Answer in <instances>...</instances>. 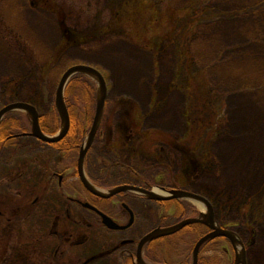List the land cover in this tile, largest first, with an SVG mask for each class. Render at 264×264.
<instances>
[{
    "label": "flooded vegetation",
    "instance_id": "af4514ba",
    "mask_svg": "<svg viewBox=\"0 0 264 264\" xmlns=\"http://www.w3.org/2000/svg\"><path fill=\"white\" fill-rule=\"evenodd\" d=\"M28 3L37 10L56 13L54 0H28ZM60 29L69 43L77 44L81 37L87 39V31L73 30L63 20ZM0 33L4 38H21L19 29L1 11ZM163 36L160 34L157 38L163 39ZM144 38V49L147 43L157 41L152 40L155 34L150 29ZM188 77V84H196L198 75ZM177 82L173 80L171 89L177 88ZM119 102L120 107L104 111L83 162L84 177L103 196L93 193L81 181L78 160L89 134L86 128L81 129L79 144L57 147L59 142L50 144L36 138L31 127L3 128L7 115L3 118L0 124V264H178L176 259L185 264L186 259L179 256V245L184 241L181 238L190 234L199 236L197 244L213 232L212 223L203 215H211L215 226L230 231L235 241L224 236L206 241L200 248L198 264H202L205 255L213 258L218 255L222 243L226 245L221 250L228 264H264L263 250L259 253L255 248L258 245L263 248L258 244L255 223L235 224L238 219L224 222L219 216L222 206L224 211L237 209L247 214L264 206V189L247 191L258 180L256 161L250 160L248 164L245 161L239 175L237 171L229 178L231 181L223 195L216 192L215 182L221 181V167L212 153V145L220 134L213 131L208 106L194 100L193 106L189 105L183 114L185 133L175 136L169 131H150L144 124L148 116L139 115L124 99ZM39 115L41 124L43 114L39 112ZM70 118L71 131V112ZM41 128L45 134H51L42 125ZM213 132L215 137L211 138ZM99 138L102 151L94 153L95 141ZM42 146L49 149L43 152ZM76 152L79 153L74 165L71 157ZM236 165L237 162L233 168ZM121 187L138 190L108 195ZM157 190L164 194L159 195ZM171 191L200 196L210 210L183 206L182 201L188 199L165 200ZM144 192H153L161 199ZM217 196L218 201L225 196L220 207H217ZM102 214L113 221L114 227L105 222ZM259 215L264 218V211H259ZM170 218L174 222L162 223ZM188 219L202 222L141 245L153 231ZM240 227H247L248 238L238 237L236 230ZM69 253L77 260H67Z\"/></svg>",
    "mask_w": 264,
    "mask_h": 264
},
{
    "label": "rangeland",
    "instance_id": "374dc122",
    "mask_svg": "<svg viewBox=\"0 0 264 264\" xmlns=\"http://www.w3.org/2000/svg\"><path fill=\"white\" fill-rule=\"evenodd\" d=\"M126 1L54 0L56 13H47L32 8L28 0H0L1 15L21 33L19 40L4 38L0 33V108L33 100L43 116L48 114L45 121L49 128L58 131L54 101L60 79L73 65H89L98 69L107 82L104 111L120 107L119 100L124 99L139 115L148 116L144 124L152 132L169 131L182 136L186 108L193 106L194 100L206 104L213 131L220 134L211 135L215 137L212 153L222 172L221 181L215 182L216 192L223 195L229 178L237 171L239 175L245 161L248 164L250 160L256 161L259 176L257 185L247 191L264 189V0H154L158 14H166V19L163 15L154 17L159 18L158 23H153L154 13L147 11L133 22L130 7L124 6ZM170 8L185 12L184 18L169 21ZM116 10L121 14L117 18L113 16ZM189 10L192 15L187 13ZM62 20L73 30L87 31V39L81 37L77 44L69 43L60 29ZM149 26L155 27L152 40L157 41L147 43L144 49ZM160 34L163 39L157 38ZM167 34L171 40H167ZM193 74L198 77L191 85L188 76ZM87 78L94 84L96 101L90 103L89 89L82 82L72 88L69 100L78 128L89 132L92 124L85 113L90 104L89 112L95 115L98 86ZM173 80L178 81L175 90L171 89ZM12 125L14 129L29 128L30 122L26 116L24 120L16 117ZM95 147L94 153L102 151L100 138ZM47 149L42 146L43 152ZM78 153L71 157L74 165ZM224 198L218 201L217 196V207ZM182 205L193 207L198 202L184 200ZM224 210L220 207L219 216L224 222L238 219L235 224L255 223L258 244L263 245L255 248L264 252V218L259 217L264 206L250 214ZM236 233L242 239L250 236L247 227H240ZM181 239L179 256L183 255L185 264H192L199 236L190 234ZM222 247L218 255H205L201 263L228 264ZM66 258L77 260L71 253ZM175 262L182 263L177 259Z\"/></svg>",
    "mask_w": 264,
    "mask_h": 264
},
{
    "label": "water",
    "instance_id": "95a60500",
    "mask_svg": "<svg viewBox=\"0 0 264 264\" xmlns=\"http://www.w3.org/2000/svg\"><path fill=\"white\" fill-rule=\"evenodd\" d=\"M78 74H83V75L88 76L89 78L93 79L98 86V99H97L96 113H95V117H94V121H93L91 130H90L88 137H87V141L82 146V148L80 150V155H79V160H78V169L80 171V177H81L82 183L89 190H91L93 193H95L99 196H103L102 193H100V192L96 191L94 188H92L90 183L84 177V172H83L84 157H85V154H86L88 147L91 145V143H92V141H93V139H94V137L98 131L100 121H101V118H102V115L104 112V108H105L106 98H107V83H106L104 75L98 69L91 67L89 65L79 64V65H74V66L68 68L65 71V73L62 75L60 82H59V85L57 87L56 98H55V107H56V110H57L58 115H59L60 120H61V129L59 130V132L57 134H55L53 136L45 134L41 128L40 115H39L38 111L36 110V108L34 106H32L28 103H24V102H14V103L8 104L4 108L0 109V124H1V121L3 120V118L7 114H9L11 112H23V113L27 114V116L30 120V123H31L32 134L36 138H38L39 140H41L45 143H50V144H54V143H58V142L62 141L67 136V134L69 133L70 127H71L70 113H69L68 107H67L66 102H65V90H66V87H67L69 81L74 76H76ZM124 190H138V189L132 188V187H121V188H118V189H115V190L108 192L109 193L108 195H114L115 193H118V192L124 191ZM144 193H147L148 195H150L154 199H161V198L157 197L153 192H151V193L144 192ZM169 195L170 196L168 198H166L165 200H170V199L197 200V201H200V202L206 204L208 210H210L209 205L207 204L205 199L200 197V196H197L195 194L184 192V191H171V192H169ZM102 216L105 218V222L110 227H114L113 221L110 218H108L104 214H102ZM203 216L205 218H208L210 223H212L211 229H213V232L206 235L205 237L201 238L200 241L196 244V246L194 248V252H193V264H198V257H199L200 248L206 241L220 237V236H224V237L230 239L231 241H235V237L233 236V234L230 231L222 230V229L215 226L214 221H212L211 215H203ZM198 222H202V221L199 219H188V220H185V221H183V222H181L175 226H172L170 228L157 229V230L153 231L152 233H150L149 235H147L144 238V240L142 241L141 245H143L147 241L171 235V234L183 229L187 225L198 223Z\"/></svg>",
    "mask_w": 264,
    "mask_h": 264
},
{
    "label": "trees",
    "instance_id": "16d2710c",
    "mask_svg": "<svg viewBox=\"0 0 264 264\" xmlns=\"http://www.w3.org/2000/svg\"><path fill=\"white\" fill-rule=\"evenodd\" d=\"M156 2L154 1V0H128V1H126L125 2V4H124V6L126 7H130V8H128L130 11H131V19L132 20H134L133 22H137V19L139 18V17H137L139 14H141L142 12H148L149 14L150 13H154L153 14V23H158L159 22V18L158 19H156V18H154L155 16H160L161 18H162V15L165 17L166 16V14H158L159 12L156 10V4H155ZM187 13L189 14V13H192V11H187ZM185 14V12H183V11H177L176 9H169V13H168V15H169V21H170V18H171V20H172V18H174V17H176V18H174L175 20H177L178 18H180V19H182V18H184V15ZM193 14V13H192ZM192 14H189V15H192ZM136 15V16H135ZM188 15V16H189ZM113 16L115 17V18H117V17H119V16H121V14L119 13L118 14V12H117V10L113 13ZM165 19H166V17H165ZM135 22V23H136ZM175 26V25H174ZM150 28V31H155L154 29H155V27L154 26H149ZM108 30V29H107ZM170 35H172V32H170L169 33ZM170 35H168L167 34V37L168 36H170ZM82 82V84L84 85V87H87L89 90V96H91L90 97V103H92V100H94V102L96 101V98H97V94L95 93V91H94V89H95V87H94V84L85 76V75H82V74H80V75H77V76H74L71 80H70V82H69V84H68V86H67V88H66V92H65V99H66V103H67V106H68V109H69V111L71 112V114H72V116H73V125H72V128H71V131H70V134L64 139V140H62V141H60L58 144H56L57 145V147H59V146H63V145H65V144H67V146H69V145H72V146H75L76 144H79V142L78 141H80L81 139H82V137H81V139L79 140V138H80V136L79 135H81L82 133V130H78L79 128V126H80V124L76 121V119H75V117H74V115H73V111H72V109H71V103H70V96H71V92H72V88L74 87V86H76L77 84H79V83H81ZM82 85V86H83ZM27 102V101H26ZM35 101H33V100H31L29 103H31V104H34L35 105V103H34ZM56 110V109H55ZM91 110V106H90V104H87V111L88 112H86L85 114H87L86 115V120L89 122V123H91L92 124V122H93V119H94V116H92V114L89 112ZM55 113L57 114V111H55ZM26 115L25 114H23V113H20V112H13V113H9L6 117H5V119H4V121H3V123H2V127L3 128H10V127H13L14 125H12V123H13V121H14V119L16 118V117H18V118H21L22 120H24V117H25ZM55 117V121L57 122V125L56 126H58V124L60 123V119H59V116H58V114H57V118H56V115H54ZM47 117H48V115H44L43 117H42V119H41V125H42V127L48 132V133H56L57 131H54V130H56V128L55 129H52L51 130V128H49L50 126H49V124H48V122L47 121H45L46 119H47ZM26 118H27V116H26ZM58 119H59V123H58ZM76 121V122H75ZM23 122V121H22ZM22 127H25V126H22ZM58 130V129H57ZM83 136H84V134H83ZM73 139H75V140H73ZM14 144H16L17 143V141H14L13 142ZM68 143H70V144H68ZM72 146H70V147H72Z\"/></svg>",
    "mask_w": 264,
    "mask_h": 264
},
{
    "label": "bare ground",
    "instance_id": "6f19581e",
    "mask_svg": "<svg viewBox=\"0 0 264 264\" xmlns=\"http://www.w3.org/2000/svg\"><path fill=\"white\" fill-rule=\"evenodd\" d=\"M159 195H163L164 193L161 190H157ZM198 206L204 210V206L198 203Z\"/></svg>",
    "mask_w": 264,
    "mask_h": 264
}]
</instances>
